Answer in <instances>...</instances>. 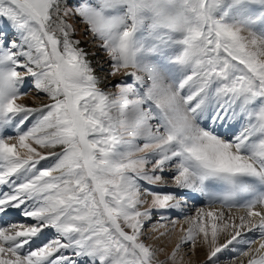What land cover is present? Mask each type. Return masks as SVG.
I'll use <instances>...</instances> for the list:
<instances>
[{
	"label": "snow or ice",
	"instance_id": "obj_1",
	"mask_svg": "<svg viewBox=\"0 0 264 264\" xmlns=\"http://www.w3.org/2000/svg\"><path fill=\"white\" fill-rule=\"evenodd\" d=\"M9 213L0 264H264V0H0Z\"/></svg>",
	"mask_w": 264,
	"mask_h": 264
},
{
	"label": "rangeland",
	"instance_id": "obj_2",
	"mask_svg": "<svg viewBox=\"0 0 264 264\" xmlns=\"http://www.w3.org/2000/svg\"><path fill=\"white\" fill-rule=\"evenodd\" d=\"M82 47H85L86 49H88L90 53H91L92 51H94V49H92L91 45L88 44L87 42H82ZM103 57H104V54H103V53H98L96 56L91 57L92 60H93V64L96 65V66H99V64L102 62V58H103ZM105 67H106V65H105ZM101 75H103V73H101ZM24 99H25V102L30 103V104H33V103H39V101H33L32 98H31V96H29V97H25ZM198 203H199V204H198ZM196 204H197L198 206H200V201L197 200ZM192 210H193V209H191V212H192ZM13 214H15V213H13ZM16 216H17V215H16ZM173 218H179V219H182V217H177L176 214H173ZM15 219H19V217L17 216V217L14 218L13 220H15ZM0 222H1V221H0ZM154 222H155V220H154ZM176 228H177V230L179 229V224H177ZM164 243H166V241H165ZM170 248H171V244L168 243V244H167V247H166L165 250L168 251V250H170ZM186 250H187V249H185V251H186ZM199 254H200L201 257H198L197 260L195 259V261H194L193 264H201V262L203 261V259H204L203 253H199ZM227 255H229V253H227V252L224 253V256H227ZM163 258H164L163 255H161V259H163Z\"/></svg>",
	"mask_w": 264,
	"mask_h": 264
},
{
	"label": "bare ground",
	"instance_id": "obj_3",
	"mask_svg": "<svg viewBox=\"0 0 264 264\" xmlns=\"http://www.w3.org/2000/svg\"><path fill=\"white\" fill-rule=\"evenodd\" d=\"M197 202V201H196ZM199 204V203H198ZM198 206V205H197ZM194 209L192 210V214H194ZM174 238H175V234L173 235V240H174ZM253 246H256V245H253ZM198 257H201L200 256V254H197L196 256H193V257H190V259L193 261V263H194V261H195V259L197 260L198 259Z\"/></svg>",
	"mask_w": 264,
	"mask_h": 264
}]
</instances>
